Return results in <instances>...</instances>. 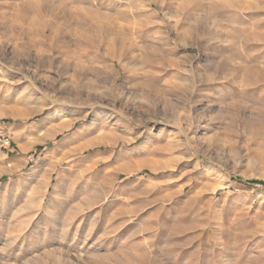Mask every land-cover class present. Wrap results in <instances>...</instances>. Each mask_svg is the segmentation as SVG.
<instances>
[{
	"label": "rangeland",
	"instance_id": "374dc122",
	"mask_svg": "<svg viewBox=\"0 0 264 264\" xmlns=\"http://www.w3.org/2000/svg\"><path fill=\"white\" fill-rule=\"evenodd\" d=\"M160 1L0 0V264H264V0Z\"/></svg>",
	"mask_w": 264,
	"mask_h": 264
},
{
	"label": "bare ground",
	"instance_id": "6f19581e",
	"mask_svg": "<svg viewBox=\"0 0 264 264\" xmlns=\"http://www.w3.org/2000/svg\"><path fill=\"white\" fill-rule=\"evenodd\" d=\"M152 3H154V4H156V5H158L159 7H161V1L160 0H150ZM247 8L248 9H252V5H248L247 6ZM54 33H56V31H54ZM259 37H261V34L260 35H258ZM120 49H122V48H120ZM121 60V59H120ZM45 127H46V125H43L42 126V128H44L45 129ZM69 128V125H67V124H63V125H60V126H58V129H57V131H55V132H57L58 134L59 133H62L63 131H65V130H67ZM54 129V128H53ZM38 130V129H37ZM56 133V134H57ZM54 135V134H53ZM50 138H52V134L50 133V132H48V130L47 131H45L44 132V135H42L40 138H38V139H35L33 142H37V143H43V142H45L47 139H50ZM89 147V145H83V146H81L79 149H78V153L79 154H83V152L87 149Z\"/></svg>",
	"mask_w": 264,
	"mask_h": 264
},
{
	"label": "trees",
	"instance_id": "16d2710c",
	"mask_svg": "<svg viewBox=\"0 0 264 264\" xmlns=\"http://www.w3.org/2000/svg\"><path fill=\"white\" fill-rule=\"evenodd\" d=\"M233 181L243 185V186H247V187H250V186H254V185H261L263 188H264V183H260V182H256V181H241V180H238V179H233Z\"/></svg>",
	"mask_w": 264,
	"mask_h": 264
}]
</instances>
